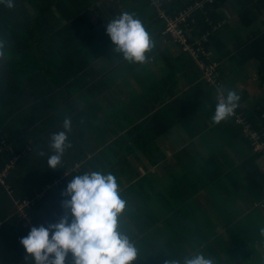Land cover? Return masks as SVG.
<instances>
[{
    "label": "trees",
    "instance_id": "1",
    "mask_svg": "<svg viewBox=\"0 0 264 264\" xmlns=\"http://www.w3.org/2000/svg\"><path fill=\"white\" fill-rule=\"evenodd\" d=\"M226 1L132 0L134 5L131 9L142 23H147L148 18L154 20L149 29L160 26L165 33L167 19H175L197 2L201 3L189 12L187 26L181 25L188 30V42L196 52L199 51L201 59H196L191 51H184L183 46L171 38L193 61L188 65L197 66L198 71L192 75L198 77L199 71L203 73L216 104L218 90H222L225 96L230 90L221 70L222 62H226L237 75L246 64L253 62L258 81L264 86V29L258 26L259 23L264 24V0L228 1L241 25L236 31L227 29L230 33L224 36L230 35L231 42L222 41V31L226 28L224 21L230 18L226 12ZM39 2L41 0H14L12 8L0 4V41L5 45V56L0 59V175L8 171L7 176H3L5 185L0 182V214H10L11 206L15 214L18 210L14 200H18L16 203L26 201L28 206L24 211L31 217L34 226L47 227L59 221L54 217L57 206V214H64L62 193L66 190L67 179L74 178L78 172L80 175L85 173L87 166L84 163L73 169L75 164L87 160L84 150L94 153L85 161L88 164L99 159L104 161L103 158L111 151L114 160L112 163L108 161L105 167L108 166L114 176L123 175L130 169L128 158L136 155L138 150L144 157L154 160L149 154L150 142L153 141L149 133L154 130L156 133L163 132L164 124L170 128L180 120L174 118L163 124L143 117L140 125H136V105H128L118 111L115 108H106L107 111L99 108L97 100L108 85L104 80L106 75L98 70L94 60L114 47L106 34L107 25L92 20L87 0H42L41 4H44L41 7ZM26 4L31 10L26 8ZM56 7L61 18L67 21L65 25L51 24L52 11ZM148 7L152 9L150 17H147ZM152 53L153 48L147 55ZM128 64L136 66V63ZM210 65H214L215 84L205 76ZM57 71L59 75L54 74ZM101 85L105 88L102 89ZM244 100L245 97L240 96L235 113L225 122L230 123L233 130H239L247 143L244 150L247 153L250 151L251 155L246 156L240 149L234 161L224 152H211L201 162L199 171L179 179L174 177L177 185L172 197L167 199L162 196V200L158 201V205L167 208L165 210L171 217L166 214L158 221V216L150 224L151 219L145 217L153 218V213L146 209V204L143 206L146 212L141 218L135 217V230L126 227L125 234L138 249V259L134 264H166L170 258L183 264L185 258L196 253L211 258L214 264H224L230 261V256H234V248L231 249L226 242L222 247L216 244V240L211 241L210 236L216 227L208 216L210 213H191L188 209L190 201L200 190L210 191L212 187L215 190L221 188L219 191L223 192L227 183L240 186L244 177L252 180L264 177V171H258V163L261 169L264 168L263 152L254 151L247 129L249 126L261 137V141L264 140V102L250 111L241 107ZM197 103L192 107L194 113L199 110ZM65 118L71 120L68 139L72 147L65 151L59 169L53 170L47 165L48 156L53 154L49 147L50 138L52 134L64 131ZM150 127L155 128L149 130ZM221 140V143L227 142L225 137ZM103 147L107 149L96 152ZM41 150L46 153L45 156L38 154ZM67 172L68 175H65ZM129 206L134 210L135 202ZM217 206L221 208L220 203L213 204L215 214L223 215L216 213ZM201 216L203 220H198ZM29 232L30 229L19 223L18 215L4 224L0 229V264H33L26 259L27 254L20 244V239ZM230 238L235 250L245 256L242 248L251 241L248 238L244 240L243 235L233 231ZM220 240L223 242L222 238ZM235 258L238 260L236 264H242L240 255ZM65 264H72L71 255Z\"/></svg>",
    "mask_w": 264,
    "mask_h": 264
},
{
    "label": "crops",
    "instance_id": "2",
    "mask_svg": "<svg viewBox=\"0 0 264 264\" xmlns=\"http://www.w3.org/2000/svg\"><path fill=\"white\" fill-rule=\"evenodd\" d=\"M228 1H226L225 6L230 18L224 21L226 28L222 29L223 31L221 30L224 33L222 36L223 42L232 41L230 35L224 36L228 32V28L231 32L232 30L236 31L237 27L241 26L234 16L236 12L230 7ZM41 2H39L40 7L44 4H41ZM86 4H89L88 14L92 20L104 25H107L123 12L133 13L131 9L134 5L132 0H87ZM26 8L31 10L28 4H26ZM151 13L152 9L148 7L147 17H150ZM52 17L50 18L52 25L58 26L67 23L61 18L57 7L53 8ZM135 17L137 18L136 15ZM153 21L152 18H148L147 23H143L155 44L153 53L148 56L145 63L131 66L113 49L94 60L98 70L106 75L104 80L106 79L105 82L108 85L106 89H103L105 85H101L105 93L97 100L99 108L101 107L106 111V108L108 110L115 108L118 111L128 105L131 107L136 105V125H140L143 117L146 120L153 118L158 122H163V124L174 118L180 120V123L175 121L177 124L170 128L164 124L163 132L156 133L154 130L148 134V136L153 137L149 149V154L153 155V161L144 157L142 151L138 150L136 155L132 156L133 158L136 157V169L128 161L130 169L126 170L127 173L115 176L121 197L126 201L125 210L118 218V230L124 233L127 232L126 227L135 230V217L141 218L142 213L146 212V210L143 211V206L146 204V209L153 213V218L145 217L151 219L150 224L154 223L155 217L159 216L158 221L163 219L161 217L163 215L164 217L167 215H169L167 217H171L169 211L165 210L167 208L158 205V201L162 200V196L167 199L172 197L173 189L177 185L174 177L179 179L185 174L199 171L201 162L211 152L215 153L216 148L218 153L224 152L231 160L236 161V156L239 154L235 152L237 149L232 151L229 148V141L221 144L220 142L222 138L227 136L232 139L230 142L235 140L233 148H236L238 145L236 139L243 138L239 130H233L230 123L228 124L225 120L220 123L213 122L212 117L216 107L215 96L204 81L203 73L199 71L198 77L192 75L195 71H198L197 66L195 64L188 65L189 62L193 63L191 58L183 52L179 45L172 41L171 36L162 32L160 26L148 28ZM258 26L264 29V24L259 23ZM221 65L229 89L235 91L239 96L243 95L245 97L241 107L244 110L251 111L254 109L253 107L259 105L256 99L264 98V86L258 81L255 64L249 62L242 72H238V75L237 72L234 74L231 71L226 62H222ZM54 74L59 75V72H54ZM195 102H198L199 106L197 113L192 110ZM139 112L143 116H140ZM142 127H145V125ZM219 127L222 131L219 130L215 134V129ZM153 128L155 127H150L149 130ZM218 133L225 136L218 135ZM107 135L109 136V134ZM214 142L216 144H213ZM240 147H238V150ZM104 149H107V147L97 149L96 152ZM110 152L108 151L109 156L103 158L104 161L99 159L88 164L85 161L90 159L94 153L84 150L88 157L87 160L75 164L73 169H78L84 163L87 166L84 170L85 173L100 171L109 174L108 166L105 167V165L108 164V161L112 163L114 160L113 154ZM247 155H251L250 151L246 152ZM259 166L261 165L258 163L259 173H263V168L261 169ZM80 174L77 173V175ZM65 175H68V172ZM71 179L68 178L66 182L68 183V180ZM251 185H253L256 192L255 196L248 195ZM211 189L210 191L200 190L190 201L188 211L191 213H210L208 216L216 227L214 234L210 236L211 241L216 240V244L222 247L225 246L226 242L231 249L234 248V256H230L233 260L230 259L228 263L224 264H236L238 261L235 258L236 255H240L242 264H264V234H262V230H264V177H257L255 180L244 177V181H240V186H237V183L236 186L227 183L226 188L222 189L223 192L219 191L221 188L215 190L211 187ZM64 199H67V197L63 196L62 200ZM14 201L17 211L16 201L18 200ZM134 202L135 208L133 210V207L129 205ZM25 203L27 202L20 204ZM214 203H220L221 208L217 206L216 213H224L223 215L215 214ZM218 209L221 211H217ZM57 210H59L58 206L54 217L60 219L65 214V210L62 215L57 214ZM13 211V206H11L10 214H0V229L4 227V224L9 223L13 216L17 215L18 211L15 214H13ZM202 217H199L198 220H203ZM242 222H246L251 231L241 229ZM19 223H21L20 218ZM237 227H239V230H236ZM231 231L243 236L248 235V241L251 242L242 248L245 256L237 252L235 245L231 244ZM221 255L224 257L222 252Z\"/></svg>",
    "mask_w": 264,
    "mask_h": 264
},
{
    "label": "clouds",
    "instance_id": "3",
    "mask_svg": "<svg viewBox=\"0 0 264 264\" xmlns=\"http://www.w3.org/2000/svg\"><path fill=\"white\" fill-rule=\"evenodd\" d=\"M8 8L14 7V0H0ZM113 50L128 63L143 64L148 53L155 47L150 34L142 21L134 13L123 12L111 20L105 27ZM4 42L0 41V59L4 58ZM218 102L213 122L220 123L234 114L240 96L227 90L226 96L218 90ZM64 131L51 135L47 165L50 169H59L62 157L72 145L68 139L71 120L63 121ZM45 156L44 151H39ZM67 197L62 202L65 214L54 224L47 227H32L20 244L26 252V259L33 264H65L71 255L72 264H134L138 259V249L129 236L118 230V218L126 207L121 197L117 180L111 173L91 171L68 180ZM264 234V230H262ZM166 264H181V261L169 259ZM183 264H214L211 258L196 253L185 258Z\"/></svg>",
    "mask_w": 264,
    "mask_h": 264
},
{
    "label": "built area",
    "instance_id": "4",
    "mask_svg": "<svg viewBox=\"0 0 264 264\" xmlns=\"http://www.w3.org/2000/svg\"><path fill=\"white\" fill-rule=\"evenodd\" d=\"M206 1L212 2L214 0H206ZM200 5L201 3L197 2L192 8L199 7ZM192 8L180 14L175 19H167L164 32L165 34L171 36L175 41L180 43L183 46L184 51H191L193 53V56L196 59L200 60L201 57H199V51L196 52L194 48L188 42V35H189L188 30H185L184 28L181 27L182 24H186L185 26H187V23H186L187 16L189 15V12L191 13ZM202 40H206V37H202ZM200 41H199V44L201 45ZM201 64L204 66V63L201 62ZM213 66L214 65H210L207 68V70L205 71V76L207 77L209 82H211L212 84H215ZM247 129H248V135H250V141L251 142L253 141L254 151L263 152V155H264V140L261 141V137H259L258 134H256L255 132L251 131L249 126H247ZM9 167L10 166H8V168ZM263 167H264V162H263ZM263 171H264V168H263ZM7 173L8 171H6L3 175H0V182L3 183V185H5L3 176H7ZM26 206H28L26 203L25 204L16 203V207L18 208L17 215L21 219V223L23 224L24 228L31 229L32 227H34V224L32 222L31 217L28 215V213L24 211Z\"/></svg>",
    "mask_w": 264,
    "mask_h": 264
},
{
    "label": "rangeland",
    "instance_id": "5",
    "mask_svg": "<svg viewBox=\"0 0 264 264\" xmlns=\"http://www.w3.org/2000/svg\"><path fill=\"white\" fill-rule=\"evenodd\" d=\"M263 100V101H262ZM256 102L257 103H259V104H261L262 102H264V98H258V99H256ZM215 134H217V129H215ZM218 135H221V136H223L224 134H220V133H218ZM227 136H225V138H226ZM227 139V142L229 141V143H230V147L229 148H231V150L233 151V149H234V151H235V149H237V151H235L236 152V154H237V152L239 153V150L240 149H242L243 150V152L244 153H246V150H244V148H246V142H245V140L243 139V138H237L236 139V142H237V147L236 148H233V146L235 145V140L234 141H232V142H230L231 141V139H229L228 137L226 138ZM220 142V141H219ZM234 143V144H233ZM213 144H216V142H214ZM220 144H221V142H220ZM239 146H241L240 147V149L238 150V147ZM217 147H219V146H217ZM216 152L215 153H217L218 154V149L216 148V150H215ZM128 161L130 162V164H131V166L133 167V168H135L136 169V157L135 158H133L132 156L131 157H129L128 158ZM243 181V180H242ZM249 190H250V193L248 194L249 196H255L256 195V192H255V190L253 189V185H251V188H249ZM219 197V196H218ZM257 200V199H256ZM258 201V200H257ZM221 214V213H220ZM251 225V224H250ZM241 229H244V230H249V231H251V228L250 227H248V224L246 223V222H242V225H241ZM236 230H239V227H237V229ZM247 236L248 235H246V236H244V238L246 239L247 238Z\"/></svg>",
    "mask_w": 264,
    "mask_h": 264
}]
</instances>
